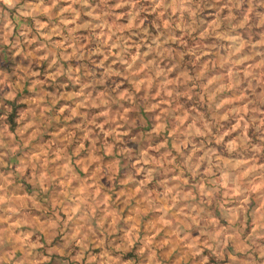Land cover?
<instances>
[{
    "label": "rangeland",
    "instance_id": "obj_1",
    "mask_svg": "<svg viewBox=\"0 0 264 264\" xmlns=\"http://www.w3.org/2000/svg\"><path fill=\"white\" fill-rule=\"evenodd\" d=\"M0 134L124 211L237 206L264 264V0H0Z\"/></svg>",
    "mask_w": 264,
    "mask_h": 264
},
{
    "label": "crops",
    "instance_id": "obj_2",
    "mask_svg": "<svg viewBox=\"0 0 264 264\" xmlns=\"http://www.w3.org/2000/svg\"><path fill=\"white\" fill-rule=\"evenodd\" d=\"M15 143L0 134V264H212L211 257L214 264H253L254 235L239 233L238 215L228 214L237 206L192 212L186 197L160 198L155 183H141L149 195L124 211L126 199L90 198L72 175L62 179L63 170L76 169H66L59 151L39 165L33 156L18 164Z\"/></svg>",
    "mask_w": 264,
    "mask_h": 264
}]
</instances>
